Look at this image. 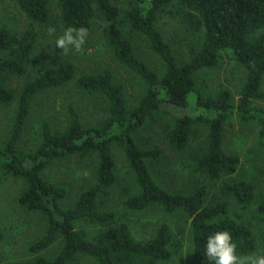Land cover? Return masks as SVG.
I'll use <instances>...</instances> for the list:
<instances>
[{
	"label": "trees",
	"instance_id": "trees-1",
	"mask_svg": "<svg viewBox=\"0 0 264 264\" xmlns=\"http://www.w3.org/2000/svg\"><path fill=\"white\" fill-rule=\"evenodd\" d=\"M5 2H14L31 28L20 35L0 28V110L17 101L10 135L0 146V169L24 182L19 207L42 215L47 222L45 235L30 247L35 257L19 264H71L80 256L91 257L97 264L169 262L183 248L184 231L180 230L179 238H175L170 227L163 224L147 240L134 237L130 214L153 208L166 215L183 213L190 221L192 264H216V258L207 255V240L218 231L230 232L238 257L254 254L258 237L249 226L229 216L232 205L248 208L255 202L254 185L223 180L235 175L240 167L239 157L225 151L224 138L225 126L233 118L256 125L264 155V110L254 105L264 100V0H128L124 12L113 0H58L64 29H85L88 34L96 22L102 23L103 37L114 60L139 77L145 87L133 105L129 104L125 84L116 80L110 68L76 76V67L70 60L39 68L27 78L16 97L7 87V79L26 76L34 65L40 35L33 26L49 22V2L0 0V5ZM173 5L183 10L188 30L204 34L201 49L186 63L178 62L156 27L159 15ZM134 33L144 36L159 56L162 74L137 55ZM224 58L246 73L237 105L230 91L205 96L198 87V75L217 67ZM72 82L78 90L105 101L108 119L88 127L77 109L68 106L62 131L43 121L39 145L28 153L22 151L19 143L34 99ZM158 115L173 119L168 142L177 154L188 149L196 129H207V147L197 158L195 171L210 182H221L213 203H208L207 185L183 195L170 193L155 181L151 165L161 162L163 152L140 146L137 136ZM113 147L123 151L138 190L125 200L122 217L101 209L118 183ZM73 159L93 160V183L80 189L74 203L67 207L68 191L45 174L58 163ZM256 213L264 223V198ZM80 224L95 228L96 234L88 239L78 230ZM3 239L0 232V241ZM260 241L264 254V230ZM56 244L60 248L55 256H45Z\"/></svg>",
	"mask_w": 264,
	"mask_h": 264
},
{
	"label": "rangeland",
	"instance_id": "rangeland-1",
	"mask_svg": "<svg viewBox=\"0 0 264 264\" xmlns=\"http://www.w3.org/2000/svg\"><path fill=\"white\" fill-rule=\"evenodd\" d=\"M57 1L48 0L49 22L33 26L40 35L34 65L30 67L26 76L9 77L7 87L19 97L27 78L35 75L39 68L70 60L76 67V76L110 68L116 80L125 84L129 104L133 105L142 96L145 87L139 77L114 60L103 37L102 23L99 21L95 23L80 48L69 45L67 52L63 48H57V40L67 31L61 23ZM113 2L121 12L128 7V0H113ZM3 27L20 35L31 28V25L14 2H5L0 5V28ZM156 27L180 63L190 61L202 47L203 32L195 33L188 30L183 20V10L177 5L169 7L159 15ZM132 39L137 55L158 74H162L163 63L151 50L148 40L137 33L132 35ZM245 78L246 73L241 66L224 58L217 67L201 72L197 77V83L205 96H217L223 91H230L237 105ZM254 105L264 110V100ZM68 106L77 109L82 122L88 127L99 126L109 117L107 105L101 97L78 90L72 82L34 99L19 148L28 153L39 145L43 121H48L54 130L62 131L66 126ZM16 109L15 100L12 105L0 110V146L10 135ZM172 125L173 119L170 116L158 115L156 120L148 122L137 136L140 146L159 148L163 152L161 162L151 165L155 181L168 192L183 195H190L201 185H207L209 188L207 200L209 204L213 203L218 197L221 182H210L195 171L196 160L204 154L207 147V129L204 127L196 129L188 149L182 154H177L173 152L168 142V133ZM259 130L256 125L243 124L233 118L225 126L224 138L225 151L239 157L240 167L235 175L223 180L247 181L252 183L255 189V202L248 208L232 205L229 215L230 218L249 226L258 237V249L249 256L260 255L263 250L260 235L264 230V223L256 213L258 203L264 198V155L258 143ZM113 155L118 183L101 209L106 212H117L119 217H122L125 213V200L136 194L138 190L123 151L113 147ZM92 162V159H73L58 163L46 171V177L68 191L65 206H71L80 189L93 183ZM23 189L22 180L0 169V232L4 235V239L0 241V264H19L33 259L35 256L30 252V247L43 237L47 230V222L42 215L28 213L19 207L18 200ZM130 218L134 237L138 240L151 238L163 224L170 227L175 238H179L180 230L184 231L183 248L169 262L162 264H192L191 223L183 213L166 215L159 208H153L130 214ZM78 230L83 231L88 239L97 232L95 228L86 224H80ZM59 248L60 246L56 244L44 255L52 258ZM71 264L97 263L91 257L80 256Z\"/></svg>",
	"mask_w": 264,
	"mask_h": 264
},
{
	"label": "clouds",
	"instance_id": "clouds-1",
	"mask_svg": "<svg viewBox=\"0 0 264 264\" xmlns=\"http://www.w3.org/2000/svg\"><path fill=\"white\" fill-rule=\"evenodd\" d=\"M75 31L76 35H73ZM87 31L85 29L74 30L69 28L62 37L57 40V46L67 52L68 45H74L80 48L85 42ZM207 255L210 258H216V264H264V254L238 257L236 244L232 242V236L229 231H218L208 237Z\"/></svg>",
	"mask_w": 264,
	"mask_h": 264
}]
</instances>
